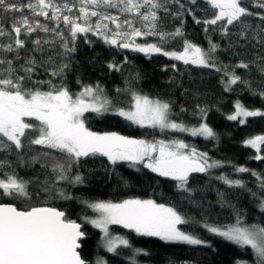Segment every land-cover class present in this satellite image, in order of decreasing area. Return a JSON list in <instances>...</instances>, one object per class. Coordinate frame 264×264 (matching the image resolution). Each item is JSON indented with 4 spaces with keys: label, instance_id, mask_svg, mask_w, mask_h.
<instances>
[{
    "label": "trees",
    "instance_id": "trees-1",
    "mask_svg": "<svg viewBox=\"0 0 264 264\" xmlns=\"http://www.w3.org/2000/svg\"><path fill=\"white\" fill-rule=\"evenodd\" d=\"M29 2L30 0H8V3L18 5H26ZM31 2L35 3L36 0ZM54 2L62 6L65 0H54ZM73 2L74 0H67L70 6ZM161 2L163 3L164 0ZM180 2L185 5L183 16L177 17L171 14L179 9V5L173 4L171 0L165 4L169 9L167 13L163 8L157 10V27L161 32L171 33L180 28L183 33L181 37L170 39L164 50L182 52L185 40L207 50L208 42L211 40L218 45L212 54V60L220 71L191 64L185 65L183 61H177L161 53L146 56L123 51L115 45L106 44L101 36L95 34V31L78 33L76 50L67 56L62 55L63 41L54 32L45 33L37 30L30 35L22 32L20 38L25 40V47L19 49L18 54L12 52L5 57L13 59L18 55L19 59L13 60L17 75H23V72L19 71V66L23 65L25 60L35 59L32 81L51 80L57 87L67 86L73 94L80 92L83 85L99 84L104 90V95L113 101L115 107L126 109L131 103V93L127 91L117 93L116 89L130 88L141 96L168 103L170 119L188 127L198 126L204 122L216 133V139H205L178 130L162 132L159 128L147 126L141 128L113 114L111 110L101 114L89 111L82 117L85 127L95 133L116 132L149 142L183 140L190 148L195 147L198 152L207 153L210 162L221 161V167L210 169L207 173L189 176L187 187L195 190L191 200L196 201V204L185 198L187 193L177 190L176 181L163 179L142 164L136 167H130L126 161L112 164L107 157L99 154L80 157L78 161L72 162L71 171L68 173L69 180L56 181L55 187H51V182L56 180L52 165L65 162L67 158L63 154L40 145L19 153L14 147L11 152H0V160L7 161V164L0 168V173L14 170L19 178L29 181L28 191L32 193L31 200L0 195V203L14 204L19 209L45 205L64 211L67 220L82 224L85 237L80 242L79 254L89 264H97L98 260L103 261L104 264H132L133 259L136 264H236L238 260L247 261L248 264L255 262L256 257L250 246L241 247L208 232L198 224H181L178 227L206 241L207 243L203 245L166 242L159 237L138 235L131 229L112 225L111 234L126 238L131 247L118 246L115 252H109L101 247L99 231L85 220V217L90 219L94 212L82 201L119 203L125 199L138 198L152 199L158 204L173 207L185 219L192 221L206 220L209 224L232 225L235 224L238 213L241 217V227L252 224L264 226V211L258 206L259 198H264V192L259 191L256 177L252 176L251 172L234 171V167L243 166L264 176V161L251 158L257 154V150L242 143L246 139L264 135V118H245L244 125L227 119L228 115L234 113L237 100L249 110L264 111V99L259 94H253L264 92V72L260 71V68L264 67V59H261L264 57V45H261L258 39H253L260 29H264V20L260 19V16L264 15V9L255 6L253 0H242L241 6L253 14L242 18V23L251 25L244 38L239 35L241 27L239 23L229 25L226 34L221 33L220 22L217 25L206 26L202 21L214 18L217 12L206 3V0H196L195 3L191 0H180ZM96 11L101 16H119L121 31L130 32L123 24L126 19L134 21V28L147 31L135 13L121 14L116 8L104 7ZM62 15L78 17L79 5L73 7L71 13L64 11ZM22 16L28 17L30 23L39 21L49 29L62 31L71 47L69 30L62 19L57 25L56 21L46 19L43 15L33 16L26 7L18 12H4L0 9V27L6 33L0 36V44L14 43L13 21ZM98 19L99 16L90 19L94 30ZM197 20L201 23H197ZM103 23L108 24L112 31H116V26L111 21H103ZM7 33H11V36ZM106 34L111 36V33ZM38 38L53 43L45 45L43 51L34 50L32 41ZM134 40L135 44L141 45L159 43L158 36L150 35H140ZM49 57H54V60L50 62ZM241 62L248 64L249 68H236L235 66ZM62 63L69 64V67L63 71L62 77L52 76L51 70L59 68ZM109 63L120 65L122 71L110 70ZM225 72H234L242 80L247 81L250 88L238 82L231 86V90L226 91ZM136 74H139L138 79H134ZM77 80L80 83H77ZM25 87H39L41 91L49 90L47 84L32 85L30 81L25 83ZM201 109L205 112L202 113ZM27 131L31 132V130ZM42 152H49L51 155L41 156ZM259 154L264 156V146L261 147ZM34 156L38 158L32 162ZM222 174L228 175L230 179L243 180L246 188L227 187L222 181L215 179ZM76 175L82 177V183L70 182ZM45 181H49V184L46 185ZM45 187H50L51 191L46 193ZM58 190L64 191L65 195L72 198H58L56 196ZM249 190L256 192L257 197L254 198ZM218 191L225 193L224 199L227 204L223 207L218 202ZM136 249L142 251L133 257Z\"/></svg>",
    "mask_w": 264,
    "mask_h": 264
},
{
    "label": "snow or ice",
    "instance_id": "snow-or-ice-1",
    "mask_svg": "<svg viewBox=\"0 0 264 264\" xmlns=\"http://www.w3.org/2000/svg\"><path fill=\"white\" fill-rule=\"evenodd\" d=\"M169 0H74L70 6L67 0L61 5H57L54 0H36L26 5L8 3V0H0V9L4 12L23 11L26 7L33 16L43 15L46 19L56 21L57 25L61 19L65 27L69 30L71 37V47L69 40L64 37L62 31L49 29L39 21L30 23L29 18L22 16L13 21L12 32L15 33L14 43L7 45L0 44V152H11L13 147L17 152L32 150L33 146L40 145L47 149L57 150L63 154L67 160L57 162L52 165V171L56 174V180L51 182V187H55L56 181L69 180V175L73 160L78 161L80 157L95 156L97 154L105 156L112 164L118 161L129 162L130 167L142 164L145 168L157 173L161 177H168L176 181V188L187 193V199L193 204L197 202L191 200L194 189L187 187L189 175L191 173H207L210 169L221 167V161L212 160L207 153H200L195 147H191L183 140H173L165 142L157 140L149 142L144 139H136L129 136L120 135L116 132L103 134L89 131L82 117L85 112H95L98 114L113 111V114L123 117L133 125L141 128H159L165 130H178L187 132L191 136H201L205 139H216V133L207 123L201 122L198 126L188 127L183 123H178L170 119V105L160 100H152L147 96L132 91L130 88L116 89L117 93L127 91L131 93V103L126 109L115 107L112 100L104 95V90L99 84L83 85L78 93H71L67 86L57 87L51 80L32 81L31 77L36 64L35 59L25 60L19 66V71L23 75H17V68L13 64L14 59H19L18 55L13 59H6L8 53L16 52L25 47V40L21 39V33L30 35L37 30L45 33L52 31L63 43L61 48L63 56H67L76 50L75 44L78 33H88L95 31L101 36L106 44L115 45L118 48L129 49L150 56L153 53H161L177 61H183L185 65L191 64L205 68L220 69L212 60V54L218 45L209 40L207 50L185 40L183 51H165V45L170 39L183 35L180 28L174 32H161L157 27V10L163 8L167 13L169 9L165 7ZM173 4H178L179 9L171 13L173 16H183L185 5L180 0H171ZM195 3L196 0H191ZM242 0H206V3L217 10L212 19L202 21L207 25H217L220 22L221 33L228 32V26L241 24L239 35L246 38V33L251 28L250 24L242 23V18L252 16L246 8L241 6ZM255 6L264 9V2L253 0ZM79 5L78 17L62 15L64 11L72 12L73 7ZM116 8L121 14L135 13L143 27L147 31L136 29L132 19H126L123 24L129 31H121V24L118 22L119 16L103 15L96 9ZM51 10V15H49ZM100 17L96 21L93 29L91 17ZM195 19V17H194ZM264 20V15L260 16ZM103 21H111L115 24L116 31H112L108 24ZM226 21V23H224ZM197 23L201 21L197 20ZM19 25V26H17ZM259 28V25H257ZM207 30V29H206ZM106 33H111L109 36ZM6 35L4 29L0 27V36ZM11 36V33H7ZM140 35L158 36L159 43L135 44L134 38ZM264 29H260L253 39H258L264 45ZM34 50L43 51L45 45L52 44L53 41L36 39L32 41ZM264 59V57H261ZM54 57H49L52 62ZM127 62V57H125ZM69 67L68 63H62L59 68L51 70L54 77H62L63 71ZM236 68L248 69L246 63H239ZM108 68L112 71H122L120 65L109 63ZM175 68V65H173ZM264 72V67L260 68ZM227 82L225 90H231V86L243 83L250 88L247 81L233 73L225 72ZM136 74L134 79H138ZM32 85L49 86L48 91H41L39 87H25L26 82ZM222 82L223 78H222ZM77 83H80L77 80ZM127 83V81H126ZM259 94L264 99V92ZM235 111L228 115L230 121H238L239 124H246L248 117L264 118V111L249 110L245 108L239 100L235 102ZM202 113L205 110H200ZM25 117H34L38 124L25 122ZM31 130V132L27 131ZM38 133V135H34ZM26 141V142H25ZM245 146H250L257 150V154L251 157L255 160L264 161V156L260 155L261 147L264 146V135H257L242 142ZM190 148V150H189ZM41 156H49L51 153L42 152ZM22 158V157H19ZM38 157H32L35 162ZM7 161L0 160V168L4 167ZM236 173L251 172L256 177L259 191L264 192V176L254 170L243 166L234 167ZM222 181L229 188H246V183L240 179H230L228 175L222 174L215 177ZM71 183H82V177L76 175L71 178ZM29 181L19 178L15 171L0 173V195L14 197L17 199L31 200L32 193L28 191ZM48 185L49 181H45ZM44 191L50 192V187H45ZM251 192V190H249ZM256 198L257 193L251 192ZM58 198L71 199L65 195L64 191L56 192ZM218 202L225 206V193L217 192ZM87 207L100 213L96 219L85 220L94 227L100 228L105 234L104 240L109 252H115L118 246L131 247L129 241L121 236H112L109 232V225H122L131 229L138 235L159 237L166 242H180L189 245H203L207 242L198 238L191 232L182 231L178 225L198 224L208 232L223 237L241 247L250 246L256 257L254 264H264V226L252 224L241 227V217L236 214L235 224L216 225L185 219L175 208L158 204L152 199H125L119 203L112 202H92L82 201ZM260 209L264 211V198H259ZM80 225L75 221L67 220L65 213L50 207H30L28 210H20L12 204H0V264H87L82 260L77 252L79 247L78 237L83 233L79 230ZM136 249V253L141 252ZM97 264H104L98 260ZM132 264H136L133 259ZM236 264H248L247 261H237Z\"/></svg>",
    "mask_w": 264,
    "mask_h": 264
},
{
    "label": "water",
    "instance_id": "water-1",
    "mask_svg": "<svg viewBox=\"0 0 264 264\" xmlns=\"http://www.w3.org/2000/svg\"><path fill=\"white\" fill-rule=\"evenodd\" d=\"M121 50H123V51H128V52H136V51H133L131 48H129V49H122V48H120ZM136 53H139V52H136ZM139 54H141V55H145V54H143V53H139ZM156 175H158L157 173H155ZM192 174H197V173H191L190 175H192ZM189 175V176H190ZM159 176V175H158ZM159 177H161V176H159ZM161 178H163V179H167V180H172L171 178H168V177H161ZM174 181V180H173ZM0 204H7V203H0ZM12 205H14V204H12ZM15 206V205H14ZM33 207V206H32ZM35 207H50V208H55V209H57L58 211H62V210H60V209H58V208H56V207H51V206H45V205H41V206H35ZM19 209V208H18ZM20 210H28V209H20ZM62 212H64V211H62ZM65 213V212H64ZM77 224H79L80 225V231L83 233V235L82 236H80V237H78V239H77V243H78V245H79V247L77 248V252H78V254H79V249H80V247H81V240H83L84 239V237H85V233L82 231V224L81 223H79V222H77V221H75ZM80 255V254H79ZM81 257V256H80ZM82 259V258H81ZM83 260V259H82ZM85 261V260H84ZM87 262V261H86ZM87 264H89L88 262H87Z\"/></svg>",
    "mask_w": 264,
    "mask_h": 264
},
{
    "label": "rangeland",
    "instance_id": "rangeland-1",
    "mask_svg": "<svg viewBox=\"0 0 264 264\" xmlns=\"http://www.w3.org/2000/svg\"><path fill=\"white\" fill-rule=\"evenodd\" d=\"M138 44V43H137ZM30 123H33V124H38L39 122L38 121H36L35 120V118L33 117L32 119H31V122ZM129 163V162H128ZM93 212H94V214H93V216L90 218V219H96V218H98L99 217V215H100V213H98V212H96L95 210H93ZM91 224V223H90ZM92 226H93V224H91ZM112 225H115V224H112ZM112 225H109L108 227H109V232H110V227L112 226ZM118 226H122V225H118ZM94 227V226H93ZM123 227V226H122ZM94 228H96L98 231H99V235H100V243H101V247L104 249V250H107V246H106V243H105V240H104V233L101 231V229L100 228H97V227H94ZM111 233V232H110ZM112 236H116V235H113V234H111ZM108 251V250H107Z\"/></svg>",
    "mask_w": 264,
    "mask_h": 264
},
{
    "label": "flooded vegetation",
    "instance_id": "flooded-vegetation-1",
    "mask_svg": "<svg viewBox=\"0 0 264 264\" xmlns=\"http://www.w3.org/2000/svg\"><path fill=\"white\" fill-rule=\"evenodd\" d=\"M32 118L33 117H25L24 119H25V122L30 123Z\"/></svg>",
    "mask_w": 264,
    "mask_h": 264
}]
</instances>
